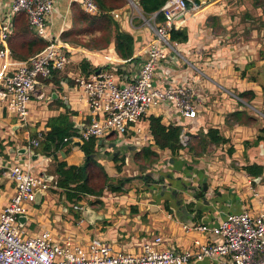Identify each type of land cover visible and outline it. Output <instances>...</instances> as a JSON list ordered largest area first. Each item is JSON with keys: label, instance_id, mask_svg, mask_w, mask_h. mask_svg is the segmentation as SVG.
Masks as SVG:
<instances>
[{"label": "crops", "instance_id": "0c3cea01", "mask_svg": "<svg viewBox=\"0 0 264 264\" xmlns=\"http://www.w3.org/2000/svg\"><path fill=\"white\" fill-rule=\"evenodd\" d=\"M80 1L52 0L48 36L57 38L71 27V6L80 5ZM199 5L198 10L175 21L177 30L186 31L187 41L176 44L179 55L165 50L167 61L159 66L153 80L157 89H190L195 118H185L172 104L163 102L151 108L124 137L111 134L97 142V159L107 175L116 181L128 179L123 191L106 189L100 198L87 199L93 205L80 202L99 217L93 224L83 219L82 211L75 217L58 202V195L49 192L27 214L23 226L27 236L50 231L57 239L70 238L82 247L99 238L115 251L131 254L159 236L163 240L160 248L181 252L193 249L194 241L219 242L210 233L184 231V226H215L227 215L243 211L252 216L264 214V0H214L201 1ZM112 12L118 15L113 19L121 29L133 36L132 61L118 59L113 43L99 52L67 45L69 63L63 70L53 71L47 81L37 82L25 123L0 101V211L16 191L15 182L7 175L13 166L30 168L34 175L45 174L55 182L56 161L69 166L83 163L84 153L77 141L56 151L54 158L43 155L40 146L31 149L39 155L35 162L30 155L19 154L24 149L31 151L27 148L30 140L49 130V119L68 115L77 134L90 120L87 101L74 85V79L85 74L83 68L88 73L116 74L120 84L137 78L152 32L127 5ZM240 94L247 95L241 98ZM243 111L252 118L249 124L239 125L230 118ZM150 117L160 118L165 126H179L189 137V144L197 143L200 134L208 129L217 130L228 142L209 145L201 157H193L188 148L172 156L170 151L154 146ZM258 137L262 140L255 143ZM144 148L157 154L151 165L144 164ZM229 148H233L231 154ZM111 155L124 159L120 173ZM247 164L263 166L259 182L241 169ZM129 167H133V173L125 175ZM160 179L162 182L157 183ZM188 264L222 261L203 259Z\"/></svg>", "mask_w": 264, "mask_h": 264}, {"label": "built area", "instance_id": "2783aa9c", "mask_svg": "<svg viewBox=\"0 0 264 264\" xmlns=\"http://www.w3.org/2000/svg\"><path fill=\"white\" fill-rule=\"evenodd\" d=\"M126 1L130 9H139L137 0ZM80 7L86 14H98L94 0H81ZM199 8L193 0H167L160 9L161 23L156 22V14L145 17L140 10L139 18L151 30L152 40L139 74L132 82L120 84L116 74L94 72L74 79L75 87L90 108V120L83 124L72 141L82 143L93 139L97 143L111 134L124 137L151 108L163 102L172 104L181 116L195 118L190 89L184 86L157 89L153 80L159 66L167 61L165 50L179 55L177 43L170 39V32L177 30L175 21ZM21 12L27 15L30 29L44 39L47 46L27 60L16 62L11 59L8 39L14 16ZM52 12V0L0 2V101L22 123L27 121L30 97L35 93L37 82L48 78L53 71L63 70L69 63L67 45L62 43L60 36L47 34ZM112 13L113 18H117L118 15ZM43 139L44 133H38L27 148H38ZM179 142L185 149L189 137L181 132ZM7 175L15 182L16 191L0 211V264H188L203 259L221 260L222 264H264V214L252 216L247 211L227 215L211 227L184 226V231L210 233L219 242L194 241L193 249L181 252L160 248L163 240L159 236L144 243L136 254L115 251L99 238L91 239L86 247H82L70 238L59 240L50 231L27 236L20 227L19 218L27 216L32 209L36 194H48L55 189V182H46L30 168L17 165L10 168ZM83 207L78 203L73 209L80 213Z\"/></svg>", "mask_w": 264, "mask_h": 264}, {"label": "trees", "instance_id": "16d2710c", "mask_svg": "<svg viewBox=\"0 0 264 264\" xmlns=\"http://www.w3.org/2000/svg\"><path fill=\"white\" fill-rule=\"evenodd\" d=\"M139 9L147 17L156 14V22L163 21L160 9L167 0H137ZM196 4L201 1L211 2L214 0H193ZM98 14H86L78 4L71 6V27L64 31L60 40L64 45L74 48L87 49L95 52L106 50L113 43V49L118 59L122 61H132L134 53V39L131 34L121 29L120 25L113 19L111 12L122 9L127 5L126 0H94ZM88 35V40H82L83 36ZM170 39L176 43H185L187 41L186 31L172 30ZM8 46L11 52V59L17 62H23L42 51L47 42L38 37L29 26L28 17L21 12L14 16L12 32L8 39ZM83 65V64H82ZM84 73L88 70L83 68ZM117 71V70H116ZM119 72V70L117 71ZM51 75V74H50ZM53 75V74H52ZM49 79H40L47 81ZM247 94H240L243 98ZM230 118L239 125L249 124L252 119L246 112H235ZM48 131L44 133V139L40 143V149L43 155L53 157L54 153L72 141V137L77 136L73 124L68 115H61L49 119L47 122ZM149 132L153 139L154 146L159 150H168L175 156L182 149L179 142L181 128L176 125L165 126L160 118H149ZM258 137L255 143L261 141ZM228 140L219 135L215 129H208L206 133L200 134L197 143L191 142L188 145V151L193 157H201L206 154L209 145L226 144ZM102 145V143L100 144ZM80 150L84 153V161L79 166H69L65 162H57L55 159V189H51L52 195H58V202L65 205L70 212L78 217L73 209L78 203L85 201L89 197L100 198L107 189L113 193H121L123 186L128 179L113 183V180L107 175L105 168L98 162L97 148L98 143L91 139L88 142L79 143ZM233 148L228 149L231 154ZM146 165L153 164L157 159V154L151 152L149 148L142 149ZM140 158L141 154L139 155ZM138 156V157H139ZM111 159L118 173L121 172L124 159L119 156H112ZM241 169L251 178L257 179L262 176L263 166L257 164H247ZM162 180H159L161 183ZM54 183V182H53ZM96 203H100L97 200ZM88 205H93L89 203ZM166 208H168L166 206Z\"/></svg>", "mask_w": 264, "mask_h": 264}, {"label": "water", "instance_id": "95a60500", "mask_svg": "<svg viewBox=\"0 0 264 264\" xmlns=\"http://www.w3.org/2000/svg\"><path fill=\"white\" fill-rule=\"evenodd\" d=\"M100 73V71H97V74ZM81 130V129H80ZM80 130H79V133H80ZM114 148V145L112 146ZM117 154L115 155H118L119 152H116ZM19 154H28L30 155V159L35 162L37 159H38V154H35L34 151H29L27 149H24V150H21L19 152ZM172 162V160H171ZM43 177V179L46 181V182H51L53 177L51 176H46L45 174L41 175ZM161 180V179H160ZM255 181L259 182L260 181V178H257ZM162 182V181H161ZM157 183H159V180H157ZM164 190V189H163ZM203 191L206 192L207 191V186L206 184H203ZM42 197L43 195L39 192L36 194V198H35V204L38 205L42 202ZM82 217L83 219H85L89 224H93L95 220H98L99 217L96 216L95 212L88 206H85L83 207L82 209ZM27 221V217L26 216H22L19 218V222H20V227H23L24 224L26 223Z\"/></svg>", "mask_w": 264, "mask_h": 264}, {"label": "rangeland", "instance_id": "374dc122", "mask_svg": "<svg viewBox=\"0 0 264 264\" xmlns=\"http://www.w3.org/2000/svg\"><path fill=\"white\" fill-rule=\"evenodd\" d=\"M132 11H133V16L135 17H139V12H140V9H133L131 8ZM89 36L88 35H85L83 36V38H81L82 40H88ZM124 151V149H123ZM106 170V169H105ZM133 173V167H129L128 169H126L125 171V175H132ZM113 180V183L117 182L115 179H112ZM86 203L89 204V202H87L86 200Z\"/></svg>", "mask_w": 264, "mask_h": 264}]
</instances>
